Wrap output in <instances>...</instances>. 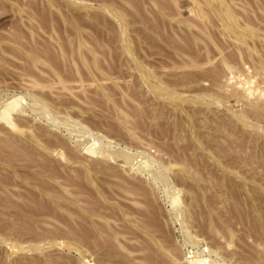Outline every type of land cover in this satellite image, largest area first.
Returning a JSON list of instances; mask_svg holds the SVG:
<instances>
[{
    "label": "rangeland",
    "instance_id": "rangeland-1",
    "mask_svg": "<svg viewBox=\"0 0 264 264\" xmlns=\"http://www.w3.org/2000/svg\"><path fill=\"white\" fill-rule=\"evenodd\" d=\"M0 264H264V0H0Z\"/></svg>",
    "mask_w": 264,
    "mask_h": 264
},
{
    "label": "bare ground",
    "instance_id": "bare-ground-1",
    "mask_svg": "<svg viewBox=\"0 0 264 264\" xmlns=\"http://www.w3.org/2000/svg\"><path fill=\"white\" fill-rule=\"evenodd\" d=\"M232 22V21H231Z\"/></svg>",
    "mask_w": 264,
    "mask_h": 264
}]
</instances>
